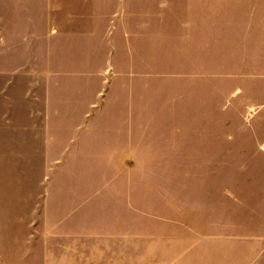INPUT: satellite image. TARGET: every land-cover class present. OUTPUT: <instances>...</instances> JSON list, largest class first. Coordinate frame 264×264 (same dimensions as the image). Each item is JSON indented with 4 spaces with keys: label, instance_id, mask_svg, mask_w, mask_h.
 <instances>
[{
    "label": "rangeland",
    "instance_id": "rangeland-1",
    "mask_svg": "<svg viewBox=\"0 0 264 264\" xmlns=\"http://www.w3.org/2000/svg\"><path fill=\"white\" fill-rule=\"evenodd\" d=\"M0 264H264V0H0Z\"/></svg>",
    "mask_w": 264,
    "mask_h": 264
},
{
    "label": "crops",
    "instance_id": "crops-1",
    "mask_svg": "<svg viewBox=\"0 0 264 264\" xmlns=\"http://www.w3.org/2000/svg\"><path fill=\"white\" fill-rule=\"evenodd\" d=\"M114 1H139V0H114ZM140 1H154V0H140Z\"/></svg>",
    "mask_w": 264,
    "mask_h": 264
}]
</instances>
